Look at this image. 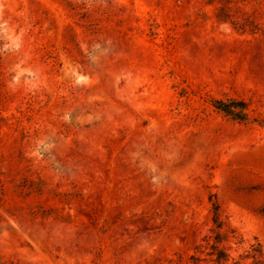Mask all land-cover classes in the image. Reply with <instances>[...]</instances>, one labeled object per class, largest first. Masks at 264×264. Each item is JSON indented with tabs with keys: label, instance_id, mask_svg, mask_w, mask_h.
Returning a JSON list of instances; mask_svg holds the SVG:
<instances>
[{
	"label": "rangeland",
	"instance_id": "obj_1",
	"mask_svg": "<svg viewBox=\"0 0 264 264\" xmlns=\"http://www.w3.org/2000/svg\"><path fill=\"white\" fill-rule=\"evenodd\" d=\"M211 200L252 264L264 0H0V264H194Z\"/></svg>",
	"mask_w": 264,
	"mask_h": 264
},
{
	"label": "trees",
	"instance_id": "obj_2",
	"mask_svg": "<svg viewBox=\"0 0 264 264\" xmlns=\"http://www.w3.org/2000/svg\"><path fill=\"white\" fill-rule=\"evenodd\" d=\"M212 105L225 115L238 121H249L251 119L249 103L240 97L228 98H213ZM212 222L213 227L210 234L205 235L202 240L205 244L200 243L196 249L199 254H193L191 260L194 264H201L204 259L202 254L205 252L211 260L217 264H228L230 259L228 245L230 238H234V230L225 228L226 224L222 217L220 204L217 201H212ZM247 258H252V264H264V253L259 243L253 244L251 250L247 252ZM235 264H239L236 262Z\"/></svg>",
	"mask_w": 264,
	"mask_h": 264
}]
</instances>
